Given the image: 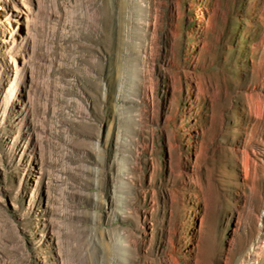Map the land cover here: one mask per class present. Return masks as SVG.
<instances>
[{"label": "rangeland", "instance_id": "1", "mask_svg": "<svg viewBox=\"0 0 264 264\" xmlns=\"http://www.w3.org/2000/svg\"><path fill=\"white\" fill-rule=\"evenodd\" d=\"M44 4L72 27L31 137L0 76V264H57L52 202L67 264H264V0Z\"/></svg>", "mask_w": 264, "mask_h": 264}, {"label": "bare ground", "instance_id": "2", "mask_svg": "<svg viewBox=\"0 0 264 264\" xmlns=\"http://www.w3.org/2000/svg\"><path fill=\"white\" fill-rule=\"evenodd\" d=\"M75 7L81 9L82 3L78 1ZM67 12L68 9L61 12L46 7L44 0H0V54L4 51L9 52L7 56H3L4 66L0 68V76L8 79L9 88L1 87V90L5 91V97L8 99L10 96L14 97L18 88L24 89L26 101L24 100L21 122L23 124L27 116L32 117L31 128H28L30 137L35 133L33 127L37 128L41 124L37 122L39 121L37 115L39 117L45 113V110L37 107L35 98L46 96L50 88L51 68L56 64V58L40 53L39 47L57 30L58 26L64 30L72 27L71 16H68ZM87 16L81 14L79 22L91 24V17ZM45 20L49 23L48 28ZM3 108L7 110V104ZM27 146H29L28 142L25 148ZM47 211L51 218L46 225L52 232L57 248L56 263L67 264L70 258L67 259L64 253V213L59 209L57 202L50 203Z\"/></svg>", "mask_w": 264, "mask_h": 264}]
</instances>
